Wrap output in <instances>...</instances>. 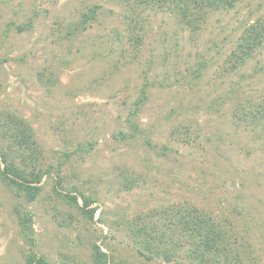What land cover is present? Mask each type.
<instances>
[{"label": "rangeland", "instance_id": "1", "mask_svg": "<svg viewBox=\"0 0 264 264\" xmlns=\"http://www.w3.org/2000/svg\"><path fill=\"white\" fill-rule=\"evenodd\" d=\"M260 17L264 0L210 9L198 29L136 0H0V113L25 118L43 166L60 163L64 186L96 206L86 218L55 198L50 179L30 203L0 182V264H26L23 209L45 264H92L93 242L108 264H190L183 250L147 259L119 225L185 204L224 225L243 264H264V128L237 118L264 96V44L242 64L230 59ZM141 88L129 118L139 131L122 138ZM124 173L136 178L130 190Z\"/></svg>", "mask_w": 264, "mask_h": 264}, {"label": "trees", "instance_id": "2", "mask_svg": "<svg viewBox=\"0 0 264 264\" xmlns=\"http://www.w3.org/2000/svg\"><path fill=\"white\" fill-rule=\"evenodd\" d=\"M239 0H136V4L156 6L160 10H168L179 17L180 22L193 29L200 28L210 9H229ZM96 6L82 14L81 20L75 25V30L86 28V21L93 19ZM264 44V17L255 19L245 26L240 34L230 59L232 66L242 64L248 57ZM143 95L134 100V108L126 117L133 131L125 135L120 130L119 135L133 137L137 134L138 126L132 119L145 97ZM239 120L247 124L264 128V96L261 101L244 109ZM0 182L14 195L24 202H32L43 185L51 181L54 196L61 203L69 204L78 209L86 218L92 219L95 207H89L93 199L86 196L75 187L64 186V178L60 174V166L48 164L43 166V157L37 149L36 139L29 122L14 111L0 113ZM139 131V130H138ZM3 142V146L2 143ZM18 158V160H16ZM45 182H42L43 177ZM123 187L132 188L136 178L129 174H122ZM74 191L75 193H72ZM82 204L78 203V198ZM19 232L29 246L26 264H45L42 256H37L33 250L36 243L33 236L32 214L28 209L17 211ZM70 214V212H68ZM101 221L104 222L101 218ZM122 228L127 230L132 240L137 244V252L147 259L161 257L171 261L180 251H184L190 264H243L236 249H232L229 237L224 232V225L213 220V216L195 205L182 206L165 205L153 209L148 213H139L133 217L122 216ZM90 258L92 264H108L110 256L101 249L99 244H91Z\"/></svg>", "mask_w": 264, "mask_h": 264}]
</instances>
